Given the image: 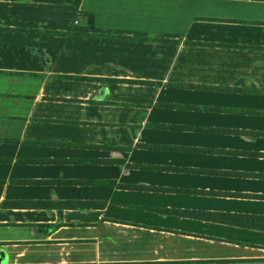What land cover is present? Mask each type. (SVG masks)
Masks as SVG:
<instances>
[{
  "label": "crops",
  "instance_id": "0c3cea01",
  "mask_svg": "<svg viewBox=\"0 0 264 264\" xmlns=\"http://www.w3.org/2000/svg\"><path fill=\"white\" fill-rule=\"evenodd\" d=\"M0 264H264V0H0Z\"/></svg>",
  "mask_w": 264,
  "mask_h": 264
}]
</instances>
